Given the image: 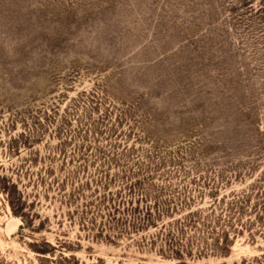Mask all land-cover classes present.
Listing matches in <instances>:
<instances>
[{"label": "rangeland", "instance_id": "obj_1", "mask_svg": "<svg viewBox=\"0 0 264 264\" xmlns=\"http://www.w3.org/2000/svg\"><path fill=\"white\" fill-rule=\"evenodd\" d=\"M262 256L264 0H0V264Z\"/></svg>", "mask_w": 264, "mask_h": 264}, {"label": "trees", "instance_id": "obj_2", "mask_svg": "<svg viewBox=\"0 0 264 264\" xmlns=\"http://www.w3.org/2000/svg\"><path fill=\"white\" fill-rule=\"evenodd\" d=\"M171 242H172V239H171ZM227 242H228L227 235L223 234L222 246L220 248L218 247L219 246V239H216V241H214V243L216 244L214 246L217 250H219V252L226 253L228 250V243ZM173 254L176 258H181L179 251L173 252ZM254 263L255 264H264V256L260 257L259 259H255Z\"/></svg>", "mask_w": 264, "mask_h": 264}, {"label": "bare ground", "instance_id": "obj_3", "mask_svg": "<svg viewBox=\"0 0 264 264\" xmlns=\"http://www.w3.org/2000/svg\"><path fill=\"white\" fill-rule=\"evenodd\" d=\"M3 219H5L6 221H8V217L7 218L4 217Z\"/></svg>", "mask_w": 264, "mask_h": 264}]
</instances>
